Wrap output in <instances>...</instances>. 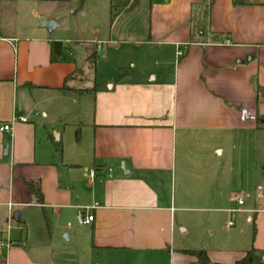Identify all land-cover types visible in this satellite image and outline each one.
Masks as SVG:
<instances>
[{
    "label": "crops",
    "instance_id": "0c3cea01",
    "mask_svg": "<svg viewBox=\"0 0 264 264\" xmlns=\"http://www.w3.org/2000/svg\"><path fill=\"white\" fill-rule=\"evenodd\" d=\"M208 4L150 0L142 44L153 60L148 52V69L108 87L77 84L71 47V61L51 62L53 41L68 46L47 30L32 39L0 35V128L12 123L11 132L0 130V264H80L83 244L114 254L115 264H202L199 251L213 264H237L252 251V264H264V247L257 257L241 238L242 219L257 216L237 204L246 195L233 191L222 160L264 130V0ZM78 97L91 99L79 119L89 162L72 175L81 159L69 163L62 146L53 150L59 134L37 141L29 120L65 115ZM29 206L49 215L46 226L29 228Z\"/></svg>",
    "mask_w": 264,
    "mask_h": 264
},
{
    "label": "rangeland",
    "instance_id": "374dc122",
    "mask_svg": "<svg viewBox=\"0 0 264 264\" xmlns=\"http://www.w3.org/2000/svg\"><path fill=\"white\" fill-rule=\"evenodd\" d=\"M133 3L134 0H0V35H18L19 39H32L39 30H47L49 37L59 39L66 46L73 48L78 68V85L106 86L109 80L120 75L145 71L148 69L147 60L149 58L153 60L154 57L151 55L154 51H150L149 47L142 44L149 32L150 0H139L137 6ZM47 21H54L58 27L50 32L43 27ZM28 43L33 44L32 46L36 45L33 41ZM96 44L97 57L93 61L90 55ZM174 60V57L169 56V66L174 65ZM82 78L84 81L80 82ZM84 98L86 99V97L79 98L77 103L68 106L69 111L65 115L50 110L48 118L42 114L37 121L35 116L29 120L35 122L34 134L37 141L41 137L46 139L48 131L53 135L59 134L60 145L58 147L53 145V150L62 146L64 157L69 163H73L70 161L77 158L81 159V164L84 165L80 169L70 168L72 175L85 172L89 162L86 143L83 142L82 136L83 124L79 119L84 118L88 108L90 110L91 99L89 97L85 101ZM59 115L66 116V119L60 118ZM77 127L81 130L80 143L76 142ZM257 135V147L254 141L256 138L248 136L246 140L248 143L245 146L228 147L222 160H226V166L232 170L233 191L246 195L243 207L251 205L253 212L255 211L245 216L251 215L253 218L257 216L254 221H249L247 217L242 219L241 228L246 229V233L244 235L242 232L241 238L247 242L249 249L254 245L255 255L262 257L264 197L261 195L264 191V130ZM7 146L12 147L8 137H6V148ZM217 161L219 159H216ZM239 172L250 174L247 183L240 182L236 178ZM25 217L29 228L33 231L38 230L40 225L46 226V219L50 221L49 215H46L45 219L43 211L35 206L26 208ZM14 225V228L18 227L17 222ZM57 226L59 229L62 228L60 224ZM3 254L6 255L5 251ZM80 255V264H110L112 260L114 261L111 264H115L117 259V256L108 252H93L84 244L80 248ZM120 259L122 257L118 260ZM72 260L73 264H77L75 257H72ZM9 264H14V261L11 260Z\"/></svg>",
    "mask_w": 264,
    "mask_h": 264
},
{
    "label": "trees",
    "instance_id": "16d2710c",
    "mask_svg": "<svg viewBox=\"0 0 264 264\" xmlns=\"http://www.w3.org/2000/svg\"><path fill=\"white\" fill-rule=\"evenodd\" d=\"M37 1H68V0H37ZM139 3V0H134V6H137ZM213 4V0H209L208 7H211ZM133 6V7H134ZM133 7L131 9H133ZM71 49L70 47H65L64 44L60 41H53L51 43V62H61V61H71L72 55H71ZM96 57V52L92 54V58ZM95 60V59H93ZM80 134L79 131H77V138H79ZM198 257V260L202 264H213L210 259L208 258L206 252L199 251L195 253ZM254 261V256L252 251L248 252L247 255L237 262V264H252Z\"/></svg>",
    "mask_w": 264,
    "mask_h": 264
},
{
    "label": "built area",
    "instance_id": "2783aa9c",
    "mask_svg": "<svg viewBox=\"0 0 264 264\" xmlns=\"http://www.w3.org/2000/svg\"><path fill=\"white\" fill-rule=\"evenodd\" d=\"M182 55H183L182 51H179V52H178V56H182ZM17 120H19V118H14V119H13V122H14V121H17ZM20 120H21L22 122H26V121H27L26 118H20ZM0 130H1L2 132H7V133L11 132V130H12V123L3 124V125L1 126V128H0ZM262 195L264 196V191H263ZM244 203H245L244 197L239 196V198H238V200H237V204H238L239 206H242V205H244ZM93 220H94V216H93V215H89L87 218H85V219L83 220V222L86 223V224H89V223H91ZM2 246H3V244H0V249H1Z\"/></svg>",
    "mask_w": 264,
    "mask_h": 264
},
{
    "label": "water",
    "instance_id": "95a60500",
    "mask_svg": "<svg viewBox=\"0 0 264 264\" xmlns=\"http://www.w3.org/2000/svg\"><path fill=\"white\" fill-rule=\"evenodd\" d=\"M58 25L54 22V21H47L44 23V27L47 28L50 32L53 31ZM9 152V148L7 147L5 150V154H8ZM14 219L19 221L20 220V216L19 214H16L14 216Z\"/></svg>",
    "mask_w": 264,
    "mask_h": 264
}]
</instances>
